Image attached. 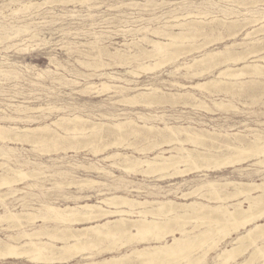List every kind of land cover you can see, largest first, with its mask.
<instances>
[{
  "label": "rangeland",
  "instance_id": "1",
  "mask_svg": "<svg viewBox=\"0 0 264 264\" xmlns=\"http://www.w3.org/2000/svg\"><path fill=\"white\" fill-rule=\"evenodd\" d=\"M233 1L0 0V37L3 38L5 34L11 36L10 39L0 40V69L13 72L7 77L0 76V125H11L21 129L48 125L49 134L59 132L65 137L58 141L59 145L55 148L36 147L28 143L16 142L17 145L15 142L4 145L0 143V148L5 152L15 149V155L30 159L32 163L27 167L32 168L34 164H40L37 171L47 175L46 178L44 175H37L34 179L23 181V184L20 182L14 188L21 189L22 193L16 194L5 203L12 202L14 211L24 212L25 208L20 206L22 203L32 204L35 209L40 208L43 202H57L59 205L96 203L98 199L107 197L109 194L119 193L128 197L130 195L138 201L171 199L177 203L196 201L208 206L220 203L229 205L236 204L243 197L218 202L210 200L207 196H198L199 193L205 194L204 188L198 191V195L195 194L196 196L186 200L187 202L177 197L196 190L207 181L215 180L222 185L227 181L248 184L264 182V163H257L259 160H264L262 155L243 156L244 160L235 165L225 161L220 162L225 154H231L233 157L235 155L234 150L222 148L223 145L229 143L232 147L235 145L253 147V142L258 136L264 137V40H261L264 38V31L253 32L248 38L245 36L246 32H252L253 29L264 24L262 21L261 23L250 21L264 14V0H258L260 2L256 5H243L250 2L249 0ZM229 10L234 11L228 13L231 12ZM254 13H257V16ZM194 25H198L200 31L188 41L192 42L190 45L188 42L181 43L183 39L181 38L178 44L171 47L172 50L183 54L177 57V60L174 59L154 69L158 62V55L148 53L152 50V44L169 43L167 39L170 36L187 34L191 32ZM2 27H5L7 31H1ZM18 27H25L27 31L13 34V30ZM241 27L242 29L239 30ZM225 48L230 49L228 52L232 56H245L247 52L251 53L241 62L226 64L230 69L243 74L234 80L223 75L219 77L220 82L217 85L208 83L198 88H191L197 83L213 80L225 65L216 66L208 71V74L205 72L200 77H190L186 74L183 64L192 63L193 58L198 60L208 53L224 51ZM222 60L219 58L217 62ZM253 65L258 66L257 70H253ZM131 71L134 73H128ZM103 74H112L118 79L110 80L102 76ZM103 82L110 87H115L104 90L101 85ZM118 86L127 90H122ZM140 94L144 95L139 96ZM17 107L19 109L28 107L33 111L15 112ZM9 116L18 118L10 123L1 120L2 117ZM25 116L33 117L31 119L33 122L19 120ZM74 117H80L87 127L91 124L102 126V138L95 140L92 145H87L89 138L86 135L71 138L70 135L67 136L61 131L60 124H53L60 118ZM117 124L124 125L121 133L115 131ZM144 125L156 128H164L168 125L175 131L181 127L187 130L190 128L188 131L192 133L200 132L207 137L203 145L195 147L185 143L184 147L191 150L197 148L196 150L203 155L207 153V155H216L219 161L215 164L200 161L198 162L200 168L190 171L191 173L171 179H160L158 175L144 176L135 171L123 173L112 167L111 162L102 160L103 157L116 153L153 158L160 149L146 150L143 154L139 153L137 148H145L153 141L160 139L144 140L141 134L134 136L129 133V131L144 133L146 130L142 128ZM220 134L224 136L221 137ZM229 134H233L232 137ZM119 135H123V138L118 142L116 140ZM115 142L116 144H112ZM107 144L104 151L97 154L92 152L93 149ZM173 146L176 144L163 145L162 149L168 150ZM220 146L222 147L219 149ZM220 150L221 152H218ZM0 162L3 161L0 160ZM91 165L103 168L112 175L93 171L88 168ZM62 172L66 173L59 176L58 173ZM84 179H92L99 184L92 187L74 186L77 181ZM69 183L73 184L68 185ZM29 184H37L38 187L27 188ZM222 187H219L220 193L233 191L231 185ZM261 191L263 192V190L253 191L251 194L257 195ZM1 192H6V189ZM100 193L104 194L100 196ZM79 196V200H74ZM20 199L24 201L18 203ZM262 199L256 211L264 210V195ZM243 206L246 208L247 203L243 202ZM35 209L30 212L37 214L38 209L36 211ZM2 211L0 204V212ZM208 211L206 209L204 212ZM132 215L140 216L137 212ZM258 221L263 223L264 219ZM55 224L54 222L26 224L23 230H37L43 225L52 230L54 227H59ZM178 224L188 230L189 235L193 230L194 232L210 231L213 235L217 231V226L213 223L202 224L200 220ZM75 227L78 228V226ZM16 230V228L2 230L0 227V240L7 241L6 237L15 234ZM137 231L135 227L131 228L129 233L136 235ZM243 232L244 230L240 231V233ZM230 237L219 243L215 251L209 252L205 264H213L215 252H219L224 247H230V242L236 234L233 233ZM167 241L171 242V238H167ZM144 244L145 242L137 235L135 239L128 240L122 246L117 243L114 248L118 249L109 254L104 249L112 247V244L107 241L93 248L90 246L74 259L67 261L58 259L52 264L101 262L104 259H110L111 256L125 255L132 248H139ZM192 244L195 247L198 246V242ZM54 245L59 246L60 242L55 241ZM255 245L259 246L261 255L251 246L252 248L249 247L244 256L239 257L236 262L242 263L250 253L251 257H258V260L252 264L264 260V239H256ZM191 254L193 255L189 250H185L176 258H161L155 264H167V262L175 264ZM184 263L183 260L180 262V264ZM0 264L30 263L24 260L0 259ZM119 264L143 263L131 256L129 260Z\"/></svg>",
  "mask_w": 264,
  "mask_h": 264
},
{
  "label": "bare ground",
  "instance_id": "2",
  "mask_svg": "<svg viewBox=\"0 0 264 264\" xmlns=\"http://www.w3.org/2000/svg\"><path fill=\"white\" fill-rule=\"evenodd\" d=\"M249 1L250 2L244 3L243 5L246 4L256 5L260 2L258 0H249ZM233 11L228 13H232ZM254 14H252V16ZM250 21L254 23L256 22L261 23V21L264 22V14H262V16H260L255 20L250 19ZM199 29L200 28L198 25H194V27L191 29V32H188L187 34H178V35L176 34L175 36L174 35L170 36L169 39H167L169 40V43H159V42L153 43L151 47L152 50L148 53H153L154 55H158V62L154 69L159 68L164 64L173 61L174 59L182 55L183 53H179L178 51L172 50L171 47H173L175 44H178V41L181 38H183L181 39L182 40L181 43L188 42L190 39H192L195 36L196 32L199 33L200 31ZM241 29L242 27L239 30ZM259 30L264 31V24L256 29H253L252 32L251 31L246 32L245 36L248 38V36H250L253 32ZM1 31L6 32L7 30L5 27H2ZM13 31H14L13 34L16 35L19 34L20 32H26L27 28L18 27ZM10 38L11 36L5 34L3 38L0 37V40L1 39L7 40ZM261 40H264V38ZM188 43L190 45V43L192 42H188ZM235 46L236 45H234V47ZM229 50H230L229 48H225L224 51H217V52L212 51L213 53L205 54L203 57H201L198 60L193 58L192 63L183 64L186 74L190 75V77H196V76L200 77V75H202L205 72H207L208 74V71H210L216 66L219 65L222 66V64L225 65L223 69H220V71L218 70L219 71L218 76L214 77L213 80L204 83H197L191 86V88H196V87L198 88L208 83L217 85V83L220 82L218 81L219 77L223 75L228 76L230 77V79L233 80L235 78L237 79L239 75H242L243 73L237 70L230 69L229 66L226 64L241 62L246 58V56L250 55L251 53L247 52L245 56H232L230 52H228ZM219 58H222L223 60L217 62ZM252 68L253 70H257L258 66L253 65ZM12 73H13L12 71H3L0 69V76L2 77H7ZM128 73L133 74L134 72L131 71ZM102 76H105L107 79L110 78V80L118 79L116 77H113L112 74H103ZM101 85L104 90H110L111 88L115 87V86L110 87L108 84L104 82ZM122 90H127V88H122ZM141 95L144 94H140L139 96ZM20 111L22 112L33 111V109H30L28 107H25L23 109H19V107H17V109H15V112H20ZM17 118L18 117L9 116V117H2L1 120L7 122L9 121L10 123V121H14ZM32 118L33 117L25 116L24 118H20L19 120H25L26 122L31 123L33 122V120H31ZM141 118L142 117H140V119ZM83 122L84 121L80 117H74L72 119L60 118L57 121L53 122V124H57V123L60 124L61 131L65 133L67 136L70 135L71 138H75L77 135L80 136L86 135L87 138H89L87 145H92L95 142V140L102 138L101 125H100L101 127H99L96 124H91L87 127ZM69 124L70 126H68ZM123 126H124L123 124L115 125L116 133H121ZM142 128H146L144 133H140L137 131H129V133L130 135H134V136H140L141 134L144 140H149L150 138L160 139L159 141L156 140L153 141V143H151L145 148H140V149L137 148L138 152L143 154H145L144 152L146 150H153V149L155 150V148L160 149V151L156 153V155L153 158H148L146 156L134 157L127 154L116 153L112 155H107L103 157L102 160L111 162L112 167H115L120 171H123V173L135 171L138 173L140 172L144 176L158 175L160 179L162 178L171 179L174 177L184 176V174L192 170L195 171V169L196 170L199 169L200 166L198 165V162L200 161L210 162V164L211 163L215 164L219 161L218 160L219 157L216 155L213 154L207 155L208 154L207 153L206 156L201 154L199 151H197L196 150L197 148L195 150H191L184 147L185 143H190L195 147L203 145L207 137L203 134H200V132L192 133L188 131L190 128L187 130L186 128H181V127H179V129L175 131L171 127H168V125L165 126L164 128H156L153 126L149 127L144 125ZM109 133H115V132H109ZM231 135L229 134L230 137H232ZM222 136L224 135H221V137ZM236 136H239V134H236ZM62 138L65 137H63L62 134L59 132H54L52 134H49L48 125H44V126L38 125L36 127H28L23 129L12 127L11 125H0V143L3 145L14 142L16 144L17 142V143H28L36 147L41 146V147L55 148L59 145L58 141L61 140ZM122 138L123 135H119L116 141L119 142L122 140ZM223 138H224L223 140H225V137ZM112 144H116V142ZM171 144H176V146L170 148L168 147L169 148L168 150L162 149L163 145L170 146ZM253 144H254L253 147H246L241 145L239 146L235 145L232 147L231 144L229 143L223 145V147L220 146L219 149L221 147L222 148L225 147V149H232V151L234 150L233 152H235L234 157L231 154L223 155L222 160L220 162L225 161L228 164L235 165V163L238 164L237 162L240 163V161L244 160L243 156L246 155L247 156L262 155L264 159V137L258 136V138L253 142ZM107 146L108 144L105 146L103 145L100 148L93 149L92 152L94 154H97L99 152L104 151L107 148ZM210 151H212V149ZM218 152H221V150ZM15 153H16L15 149H9L8 152H5L2 148H0V160L3 161L0 162V171H1L0 204L2 205L3 208V211L0 212V227L2 228V230H7L10 228L17 229L16 231H14L16 232L15 234L8 235L7 237L5 236L7 238V241L0 240V259L2 260H12V261L24 260L30 264H52L55 260L58 259L61 261L74 259L76 258V256H78V254H81L83 251L88 250L90 246L93 248L94 246L107 241L111 242L112 247H107L104 250L105 252L111 254V252L118 249L117 247L114 248L117 245V243L121 244L122 246L126 244L128 240L135 239V236L137 235H139V237H141L143 242H145V244L142 247L132 248L128 253H125V255L111 256L110 259H104L101 262L91 261V262L79 263V264H119L125 260H129L131 256L134 257L135 259L141 260L143 264H155V262L157 263V261L160 260L161 258H165V257L176 258L178 254L184 252L185 250H189V252H192L193 255L191 254L192 256L190 255L189 257L185 256L176 263L174 262L175 264H180L182 260L183 262H185L184 264H205L206 257L208 256L209 252L211 250L215 251L216 248L219 246L218 244L226 240V238H229L233 233L236 234V237L231 240L230 247L229 248L224 247L221 250H219V252H215L213 264H230V263L252 264V262L258 260V257L257 258L253 256L251 257L250 255L251 253L248 255L247 258L244 257L245 260L242 263L236 262L238 261L237 259L239 257L244 256L248 248L251 246H253L255 252L258 251L259 254L261 253L259 246L255 245V240L264 239V222L258 223L259 222L258 220L262 218L264 219V210H259V211L256 210L259 207V205H261L260 203L263 200L262 197L264 195V182H262L261 184H251V183L248 184V183H233L227 181L222 185L217 183L215 180L214 182L207 181V183H204L203 185L199 186L196 190L193 189L194 191L183 193L181 196L177 197L183 201H186L195 194H197L198 191H200L203 188L205 189V194L199 193V195L197 194L198 196L200 197L207 196L210 197V200L213 199L218 202H223L229 199L234 200V198L243 197L242 200H238L236 204H229V205L220 203L218 205L208 206L196 201H191L190 203H188L187 201H186L187 203H177L171 199H166L161 201L160 200L138 201L134 197L133 198L130 197V195L128 197V196L119 195V193L118 194L113 193L111 195L109 194V196L107 197L98 199L96 203L82 202V203H76L74 205H59L57 202L55 203L43 202L40 204V208H36L38 209L37 214L30 212V210L35 209L32 204L22 203L20 206L25 208L26 211L23 210L24 212L22 211L16 212L14 211L15 209H13L14 205H11L12 202L5 203L10 198L14 197L16 194L20 192L22 193L21 189H15L14 187L20 182H22L21 184H23V181L36 178L37 175H44V177L47 175H45V173L37 171V167L40 164L33 163L34 167L29 168L27 166H30L29 164L32 163L30 159H28L27 157L22 158L23 156L15 155ZM227 163L225 164L228 165ZM257 163L263 164L264 160L263 161L259 160ZM88 168L103 175H109V176L112 175L111 172L103 168H96L93 165H91ZM232 172L233 171H231V173ZM63 173L66 172L58 173V175L60 176ZM78 182L80 183L78 184ZM70 184L73 183H69L68 185ZM97 184L99 183L92 179L91 180L84 179L83 181H77V183L74 184V186H76L77 188L92 187ZM229 185H231L233 188L232 192L220 193L219 187L221 188H223L222 186L229 187ZM26 187L36 188L38 187V185L29 184ZM4 189H6V192H1ZM257 190H263V192L261 191L262 194L261 192L257 195L251 194L253 191H257ZM103 194L104 193H100V196ZM79 198L80 196L75 197L74 200L77 201L79 200ZM85 198L89 200L88 197ZM23 201H24L23 199H20L18 203ZM243 202L247 203L246 208L243 206ZM206 209L209 211L204 212L206 211ZM134 212H137L138 214H140V216L134 217L132 215ZM204 218L207 219L204 220ZM199 220L201 221L202 224L213 223L215 226H217V231L215 235H213L210 231L194 232V230L189 235L188 234L189 231L186 230L180 224H178V223H186V222L191 223L192 221H199ZM37 222H41V223L54 222L56 223L55 225H58L59 227H54V229L50 230L48 229L49 227L46 226L47 225L46 224L37 230H31V231L23 230L24 227L27 226L26 224H33ZM172 225L177 227L173 228ZM75 226H78V228H76ZM135 227L138 230L137 234L130 235L129 233L130 229L131 228L134 229ZM241 230H244V232L240 233ZM167 238H171V242L170 241L168 242ZM55 241H59L60 245L59 246L54 245ZM193 242H198V246L195 247L192 244ZM257 264H264V260L262 259V261L258 262Z\"/></svg>",
  "mask_w": 264,
  "mask_h": 264
}]
</instances>
